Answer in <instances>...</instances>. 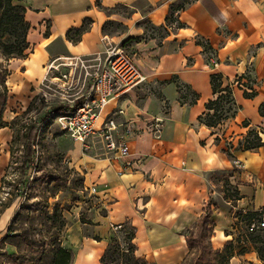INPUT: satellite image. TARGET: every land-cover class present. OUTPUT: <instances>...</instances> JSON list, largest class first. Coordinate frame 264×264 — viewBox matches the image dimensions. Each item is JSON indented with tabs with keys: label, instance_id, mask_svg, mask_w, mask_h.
Listing matches in <instances>:
<instances>
[{
	"label": "crops",
	"instance_id": "1",
	"mask_svg": "<svg viewBox=\"0 0 264 264\" xmlns=\"http://www.w3.org/2000/svg\"><path fill=\"white\" fill-rule=\"evenodd\" d=\"M12 3L24 8L28 42L34 46L29 59L12 62L6 84L15 94L21 95L27 86L30 91L38 88L44 74L34 84L25 78L35 55L44 57V73L53 57L103 53L104 37L116 44L128 41L124 47L147 79L137 90L112 100L102 114H115L117 122L134 125L126 158L107 155L99 146L84 154L75 142L83 189L93 210L84 223L78 220L68 230L72 264H100L108 236L125 222L135 228L137 258L148 264H174L176 258L180 263L188 251L185 229L193 227L209 205L215 174L228 176L238 186V209L255 213L264 209V145L242 148L250 131L264 142V116L259 113L264 104V0ZM82 28L85 31L77 37L74 31ZM213 74L220 76L222 88L239 81L231 89L237 110L216 127H208L204 118L213 111L206 105L218 96L210 82ZM155 121L160 126L158 138L150 133ZM4 130L0 129V187L7 164L2 149L11 139ZM126 161L130 168L123 167ZM237 161L242 170H235ZM13 212L9 207L0 215V242ZM218 218L211 219V238L222 249L232 235L225 232L227 227L216 230ZM162 256L170 257L169 262ZM240 259L244 264H264L254 251L235 256L229 264Z\"/></svg>",
	"mask_w": 264,
	"mask_h": 264
},
{
	"label": "rangeland",
	"instance_id": "2",
	"mask_svg": "<svg viewBox=\"0 0 264 264\" xmlns=\"http://www.w3.org/2000/svg\"><path fill=\"white\" fill-rule=\"evenodd\" d=\"M11 6L22 7L12 3V0ZM21 17L25 22L24 14L6 7L5 1L0 0V70L7 75L4 82L7 91L6 101L3 112L1 113L0 110V126H6L3 129L11 138L7 147L2 149L5 150L7 156V164L0 187V215L12 207L14 212L8 227H12L16 234L21 232L23 237L28 236L27 241L12 238L10 243L1 245L0 242V264H20L22 259L16 260L15 256L22 255L26 260L27 257L34 254L40 244L41 237H34L35 245L31 243L33 230L40 231L42 235L47 236L43 217H36V221L32 225L30 210L33 204L48 205L50 211L55 205L63 208V216L68 222L61 241L65 250H68L69 242H71L68 230L73 229L72 225L78 220L85 222V218H88L90 211L93 210L92 201L83 189V175L74 154L75 142L65 132L60 131L57 114H54L58 108L64 106V103L60 100H44L37 95L38 88L36 90L33 88L30 91L29 86L24 88L21 95H17L12 90V86L6 84V80L13 70L12 62L14 60L26 61L34 53V46L28 42L29 27L26 22L19 21ZM26 26L28 30L25 31ZM42 35L46 37L48 31H44ZM43 60L42 55H35L29 72L26 69V82L34 84L42 77L44 74L42 71ZM20 71H24L23 67L20 68ZM32 126L37 127L38 136L35 145V160L31 172L27 176L22 174L21 165L24 160L26 137ZM212 183L214 187L210 193L208 204L212 205V218L215 219L216 216H219L218 219L221 221L220 224L215 223L216 230L228 228L225 232L232 235L230 241L234 244L233 251L238 253L244 244L248 246L244 241L248 233V224L241 219L244 213L242 209H238L235 200L238 197L235 193L238 192L240 196V190L238 186L231 184L226 175L215 174ZM21 186H25L26 197H23L21 193ZM19 212L24 216L14 222L13 218ZM259 234L262 243L256 247L264 248V234ZM123 235L125 233L120 234L119 238H122ZM112 237V235L108 236L107 243H110ZM236 239L240 242L239 244L236 243ZM210 242L214 250H222L216 248V239L211 238ZM251 251L253 250L249 247L245 254ZM182 257H184L183 254ZM161 258L163 261L166 259L169 262L168 258L170 257L162 256ZM176 259L174 264H179V262H175ZM242 263L244 264L240 259L238 264Z\"/></svg>",
	"mask_w": 264,
	"mask_h": 264
},
{
	"label": "built area",
	"instance_id": "3",
	"mask_svg": "<svg viewBox=\"0 0 264 264\" xmlns=\"http://www.w3.org/2000/svg\"><path fill=\"white\" fill-rule=\"evenodd\" d=\"M103 53L87 57L57 56L51 58L39 82L37 95L44 100H60L64 106L57 109L58 126L82 152L94 151L97 146L107 155L126 158L128 143L135 133L130 122H117L115 114L102 116L107 105L128 92L137 90L146 82V76L137 67L128 48L103 38ZM217 63L212 64L216 68ZM235 80L227 84L232 89ZM150 133L159 137L160 126L155 121ZM125 169L131 163L124 162ZM236 171L242 170L240 162H234ZM95 190L93 189V192ZM248 211H243L246 213ZM249 233L264 234V209L248 226Z\"/></svg>",
	"mask_w": 264,
	"mask_h": 264
},
{
	"label": "trees",
	"instance_id": "4",
	"mask_svg": "<svg viewBox=\"0 0 264 264\" xmlns=\"http://www.w3.org/2000/svg\"><path fill=\"white\" fill-rule=\"evenodd\" d=\"M2 1H5L6 7L16 10L22 15L24 14V8L19 6H11V0ZM19 21L21 23H25L23 22L22 17L19 19ZM27 28L28 27L26 26L24 30H28ZM150 29L155 31L153 27H150ZM83 31H85V28L75 30L74 33L78 37ZM127 42L120 43V45L124 47ZM6 76L7 75L0 70L1 113L4 110L6 101L7 91L4 85ZM210 82L213 93L218 94V96L214 101H210L206 105L209 110L213 111V114H207L205 116L204 124L208 127H216L222 121L232 117L235 114L237 107L235 106L232 99V90L227 86L223 88L221 87L222 84L219 75L213 74L210 78ZM259 113L260 115L264 116V104L260 106ZM4 127L6 126L1 125L0 129ZM37 136V127H30L24 146V160L21 165L23 175L28 176L31 172L36 156L35 145L37 142ZM262 145H264V142L261 141V138L258 136V134L254 131H250L242 144V148L244 150H252L259 148ZM21 187V193L23 197H26L27 194L25 192V186ZM235 194L238 196L235 198L237 201L240 199V196L238 192ZM30 211L32 213V225L34 224V221H36V217H43L44 227L47 230V236L42 235L40 231L33 230V239L31 243L35 245L36 240H34V237H41L38 248L34 251V254L27 257L26 260L23 259L22 255L15 256V259H22V261L19 262L20 264H72L74 260L73 253L71 251L65 250L61 245L63 235L66 228L68 227V222L63 216V208H59L57 205H55L50 211L48 205L35 203L33 204ZM212 214L213 212L208 205L204 214L199 218L198 222L193 227H187L185 229L184 237L188 251L179 264H229L230 260L235 256H242L243 254L247 253L249 247L256 253L260 261H264V248L256 247L258 244L262 243L259 233L256 234L248 232L244 240L248 246L244 244L238 253H234V244L232 241L227 242L223 246L222 250H214L210 242L214 230V223L211 220ZM23 216L24 215L19 212L15 215L13 221L15 222L17 219L23 218ZM257 217L258 213L246 212L241 216V219L245 220L249 226V224ZM80 222L84 223L83 221ZM123 233H125V235H123L122 238L120 237V239L119 235ZM111 235L113 237L111 238L110 243H108L105 252L100 258V264H148L144 258H137L135 256L136 246L133 242L135 238V228L131 226V224L128 222L123 223L119 228L114 230ZM12 238H17L20 240L23 239L24 241H27L28 236L23 237L21 232L16 234L12 227H8L5 236L1 240V245L10 243ZM94 239L98 240V238ZM236 243L239 244L240 242L236 239Z\"/></svg>",
	"mask_w": 264,
	"mask_h": 264
}]
</instances>
